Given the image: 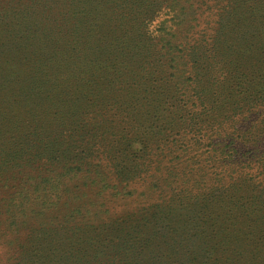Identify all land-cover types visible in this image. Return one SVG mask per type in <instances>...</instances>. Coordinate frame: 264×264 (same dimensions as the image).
<instances>
[{"label": "trees", "instance_id": "obj_1", "mask_svg": "<svg viewBox=\"0 0 264 264\" xmlns=\"http://www.w3.org/2000/svg\"><path fill=\"white\" fill-rule=\"evenodd\" d=\"M2 247L264 264V0H0Z\"/></svg>", "mask_w": 264, "mask_h": 264}, {"label": "rangeland", "instance_id": "obj_2", "mask_svg": "<svg viewBox=\"0 0 264 264\" xmlns=\"http://www.w3.org/2000/svg\"><path fill=\"white\" fill-rule=\"evenodd\" d=\"M141 189V187H139ZM153 201V198H139L138 200L134 199L132 201L128 202H119L114 208L115 211L119 214L123 213L124 211H131V210H137L140 206H148ZM138 211V210H137ZM24 236V235H23ZM23 236L21 238H23ZM8 251V248L2 247L0 248V256H5L6 252Z\"/></svg>", "mask_w": 264, "mask_h": 264}]
</instances>
